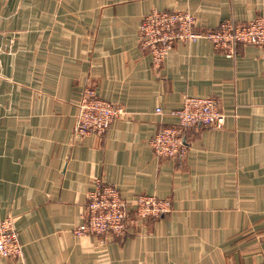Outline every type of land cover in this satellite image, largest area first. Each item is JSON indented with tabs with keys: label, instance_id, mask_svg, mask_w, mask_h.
I'll return each mask as SVG.
<instances>
[{
	"label": "crops",
	"instance_id": "crops-1",
	"mask_svg": "<svg viewBox=\"0 0 264 264\" xmlns=\"http://www.w3.org/2000/svg\"><path fill=\"white\" fill-rule=\"evenodd\" d=\"M153 9L211 29L264 0H0V220L23 244L0 264H264V44L230 57L177 41L156 70L138 34ZM88 82L128 111L103 134L76 133ZM187 95L217 98L225 123L189 127L184 159L157 157L150 139ZM98 177L171 211L108 243L77 236Z\"/></svg>",
	"mask_w": 264,
	"mask_h": 264
},
{
	"label": "built area",
	"instance_id": "built-area-1",
	"mask_svg": "<svg viewBox=\"0 0 264 264\" xmlns=\"http://www.w3.org/2000/svg\"><path fill=\"white\" fill-rule=\"evenodd\" d=\"M142 49L148 51L154 68L159 70L168 53L177 41L191 42L199 38L212 41L214 47L227 56L237 54L240 44H264V14L247 22L229 18L217 27L201 29L192 12L188 10L161 11L153 9L147 13L138 30ZM76 133L79 135L103 134L113 121L123 118L128 111L124 106L100 97L89 82L84 86L78 102ZM162 112L161 108L156 109ZM177 123L159 129L150 139L157 157L184 159L190 149L187 129L192 126L222 127L226 114L215 97L187 95L181 107L171 111ZM88 193L83 222L74 229L77 236L96 235L100 243H108L124 237L129 227L149 217H160L171 211L168 198L152 194H140L134 199L124 198L120 190L105 182L95 180ZM23 255L13 216L0 220V256L18 258Z\"/></svg>",
	"mask_w": 264,
	"mask_h": 264
}]
</instances>
